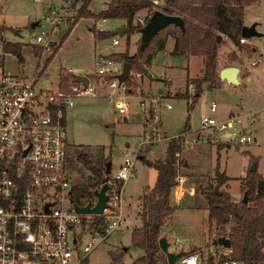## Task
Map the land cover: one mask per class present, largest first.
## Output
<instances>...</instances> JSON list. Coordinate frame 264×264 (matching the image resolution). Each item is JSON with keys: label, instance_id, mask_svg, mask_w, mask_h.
Listing matches in <instances>:
<instances>
[{"label": "rangeland", "instance_id": "1", "mask_svg": "<svg viewBox=\"0 0 264 264\" xmlns=\"http://www.w3.org/2000/svg\"><path fill=\"white\" fill-rule=\"evenodd\" d=\"M161 1L153 0L154 10L162 6ZM81 2L82 0H78V7L82 6ZM109 2L110 0H91V11L98 14L106 8ZM64 4L65 0H0V27H4L2 39L6 42H15L21 47L20 58L11 53L19 62H10L2 49L0 38V76L7 73H20L31 77L39 63L44 68L40 85L55 89L61 68L72 70L73 75L88 76L93 81L96 52L108 55L126 50L125 36L115 37L120 41L118 46L111 45L114 36L104 40H95L90 31L94 24L93 19L81 18L72 30H68V26L74 22L73 19L78 18L74 3L65 6L67 13L66 15L60 14L62 22L55 28L52 29L43 22V16L53 9L60 11ZM144 13L147 17L148 13L143 11ZM244 19L246 27L255 26L256 32L260 34L259 37L248 39V42L249 46L256 50L257 60L262 59L264 58V0H261L260 4L247 7ZM34 23H37V26L31 29V25ZM102 26L101 31L112 33L117 27L114 20H107ZM95 29L98 30L97 27ZM42 31L51 34V42L61 44L56 54L53 57L50 56L52 58L48 63L44 62L46 57L40 58L36 48L31 45L34 37ZM139 37L140 35H137L135 43L129 44L128 53L130 55L138 50ZM130 41H132V37ZM172 46L173 43L170 39L166 43L165 51L158 52L152 61L150 74L156 79L154 81L156 85L153 86L152 91L162 88L163 82L168 81L172 84V94L183 92L186 89L187 79L199 78L201 75L202 67L199 60L196 58L188 60L185 56H171L169 52L172 50ZM233 51H238V48L230 41L225 43L219 51V63L230 61ZM239 57L243 61L242 71L249 72L248 79L243 80L241 76L242 84L240 86L225 85L217 90L203 88L199 98L196 99L193 98L194 91L189 93L191 97L188 100L170 97L172 109L170 111L162 110L160 115L162 129L167 135L166 141L154 151L151 150L152 155L149 152L147 155V159L158 160L164 157L167 139L183 131L186 122L189 123L192 131H198L201 129L200 122L203 117L221 122L226 121L230 115L255 114L253 122L243 128L245 133L257 139L255 144L237 147L226 143L217 150L214 144L223 143L221 134L201 130L195 135L188 136L187 141H190L192 137L200 138V135H203L200 140L211 139L213 141L210 143L198 142L191 147L186 143L182 145L180 152L181 160L188 165L184 171L195 177L211 169L213 158L214 166L218 164L220 170L225 171L229 177L230 193L234 196L239 192V178L249 172L253 166H255L256 172L264 177V60H261L257 67L252 68L250 63L255 56L249 57L243 52L242 56L239 54ZM2 59H4L3 62ZM131 72L139 74L140 77L131 79L129 76L131 85L126 84L127 91L132 96H137L146 91L142 88L144 75L135 71ZM50 83L52 84L50 85ZM107 95V89L101 88L94 97L75 98L73 99L74 106L67 111L66 170L73 185H88L92 180V175L77 161V156L87 154L97 168L104 167L105 161L109 159L111 162L110 171L115 173L122 163L123 152L125 150L134 152L145 132L142 116L135 109L137 101L133 97L132 111L129 118L125 120L109 103ZM193 102L194 105L191 108ZM212 104L216 107L214 114L210 113ZM160 151H162L161 154ZM141 165L144 164L140 160L136 161L135 171L139 172ZM205 184L206 180H202L200 185L204 186ZM241 198L242 194L240 193L239 199ZM191 200L193 199L191 198ZM191 200L187 196L184 203L177 205L168 218L166 227L162 229V233L167 236L168 243L173 244L175 240L180 241L178 247L169 248L172 253H178L182 248L186 249L190 245L202 246L198 250L205 253L206 247L213 246V236L229 234L230 225L220 228L213 226V236H211L208 232L205 199L199 196L194 197V207L190 208L188 203ZM128 208L125 206V210ZM132 222L133 218L129 219L128 217V222L121 224L107 238L101 239L96 236V245L88 257V264H132L142 257L143 251L133 248L130 243L132 229L140 225V220H134L131 225ZM91 238L86 235L83 242H87ZM162 256L165 257L163 254Z\"/></svg>", "mask_w": 264, "mask_h": 264}, {"label": "built area", "instance_id": "2", "mask_svg": "<svg viewBox=\"0 0 264 264\" xmlns=\"http://www.w3.org/2000/svg\"><path fill=\"white\" fill-rule=\"evenodd\" d=\"M42 19L52 29L62 22L60 11L56 9L50 10ZM137 22L144 26L147 20L138 17ZM97 29L103 32L100 26ZM239 43L245 45L247 40L241 38ZM119 44L117 38L112 40V46ZM31 45L37 47L39 57L44 56L46 60L55 51L49 34L44 31L34 37ZM5 56L10 62H19L10 53ZM259 63L260 59L255 58L250 66ZM62 71L72 81L63 86L59 76L55 89L40 85L44 73L40 64L31 77L20 73L0 76V264H84L86 261L88 264V257L96 245L95 237L105 239L121 224L128 222L125 184L134 174L140 147L160 143L164 138L166 141L160 115L162 110L172 109L168 93L148 91L132 96L125 82L119 83L123 65L107 57H96L93 81L86 76V87L74 81L70 69ZM129 76L131 79L140 77L131 71ZM101 88L107 89L109 103L124 119L132 111V97L137 101L135 108L142 116L145 133L134 152H123L118 170L115 173L109 171L99 185L89 190L85 200L75 205L71 201V193L78 185L71 184L66 170V114L74 106L73 99L94 97ZM193 90L194 86L190 83L187 91L190 93ZM215 110L212 104L210 113H215ZM254 118L255 114L252 113L230 115L221 122L203 117L197 133L209 130L220 133L225 143L237 147L250 146L256 139L242 128L251 124ZM172 138L178 141L180 147L184 143L191 147L203 135L200 138L192 137L190 141H187L184 133ZM180 168L181 165L177 163L176 188L183 182ZM103 186H106L104 195L107 201L102 214L77 213L75 207L92 209L96 206V194ZM99 227H104L103 235L98 234ZM86 235L92 238L83 242ZM160 237L167 238L162 232ZM179 242L168 243V251L170 247H178ZM261 244L264 247V237ZM231 253L230 248L209 245L205 253L200 250L186 253L174 264H243L233 260Z\"/></svg>", "mask_w": 264, "mask_h": 264}, {"label": "trees", "instance_id": "3", "mask_svg": "<svg viewBox=\"0 0 264 264\" xmlns=\"http://www.w3.org/2000/svg\"><path fill=\"white\" fill-rule=\"evenodd\" d=\"M90 0H83L78 10V18H90L99 20H123L125 21L124 36L126 37V50L122 53H113L107 56L122 65L128 64L131 71L147 75V69L154 55L165 48L166 39L171 36L175 40L171 56H201L204 60L203 75L189 81L183 94H177V99L188 100L187 88L191 83L194 86L193 98H199L204 86L210 89H220L222 83L218 77L217 57L220 46L224 40H229L238 50L251 57L256 50L249 45L239 43L241 29L244 26V11L246 7L256 5L259 0H164L160 8L154 10L152 0H110L107 7L93 14L88 10ZM140 11L148 13L146 20L155 12L160 11L170 16H178L183 20L184 30L170 25L154 36L148 46L138 50L133 55L128 53L130 37L139 34L143 27L137 22V14ZM4 27H0V38ZM68 30H71L69 26ZM95 40H104L114 36V32H99L94 27L90 29ZM140 41V40H139ZM61 44L56 45L54 54L60 49ZM140 46V44H139ZM4 53H12L20 58V45L10 42H2ZM50 57L48 59L51 60ZM231 62L238 59L235 54L230 56ZM47 61V63H48ZM61 84L70 83L72 79L60 72ZM129 77L125 84L131 85ZM194 105V102L191 105ZM189 130L186 122L184 131ZM180 141V140H179ZM221 145H217V150ZM181 147L178 141L170 139L167 144L166 156L163 161L151 162L139 157L145 166L157 171V178L153 188L141 197L142 211L140 215L141 225L132 229L130 243L135 249L143 251V256L132 264H166L165 257L159 249L158 239L166 221L172 215L174 207L170 205L172 190L176 187V164H185L179 160L178 154ZM77 161L92 175L91 183L76 186L71 193V201L79 205L89 194V190L99 185L110 170L111 162L105 161L104 167H96L87 154L76 157ZM229 178L216 164L211 177H207L204 186L195 189V196L205 199L207 204V222L209 234L213 235V226L220 228L230 225L229 234L215 235V239L225 237L230 242L231 258L243 264H264V251L261 239L264 237V177L256 171L240 179L241 194L248 193L247 202L242 198L236 200L228 193L226 183ZM224 187V189H222ZM99 223L100 220L97 219ZM101 224V223H100ZM100 235L104 234V227L97 228ZM198 249H192L196 252ZM87 264V261L84 263Z\"/></svg>", "mask_w": 264, "mask_h": 264}, {"label": "crops", "instance_id": "4", "mask_svg": "<svg viewBox=\"0 0 264 264\" xmlns=\"http://www.w3.org/2000/svg\"><path fill=\"white\" fill-rule=\"evenodd\" d=\"M163 1L164 0H162L161 2V4H163ZM152 2H153V0H152ZM260 2H261V0H259V4H260ZM72 3H74L75 4V9H77V13H78V10H79V8L81 7V6H77V3H78V0H72V1H67V0H65V4L61 7V9H60V14L62 15V13L64 14V15H66V9H65V6L66 5H68V4H72ZM81 4H83V0H82V2H81ZM80 4V5H81ZM109 4V3H108ZM107 4V5H108ZM90 5H91V0H90V3H89V6H88V10L91 12V13H93L92 11H91V8H90ZM107 7V6H106ZM247 8V7H246ZM245 8V9H246ZM74 9V10H75ZM73 13V12H72ZM72 13H70V14H72ZM94 14V13H93ZM139 15H137L136 17L138 18H145L146 17V13H144L143 14V11H140L139 13H138ZM74 15V14H73ZM70 16V15H69ZM63 18V17H62ZM244 18H245V11H244ZM81 18H74L73 19V24L71 25V30L76 26V24H77V22L80 20ZM93 22H94V24L92 25V27H94V28H96L97 26H100L101 28L103 27L102 26V24L103 23H105V22H107V20H102V22H98V21H94L93 20ZM114 22L116 23V28H115V32H117V34L114 32V37L112 38V40L113 39H115V37L116 36H120V33L123 31V33H124V27H125V21H123V20H114ZM68 26V25H67ZM244 26H246V24H245V19H244ZM91 27V28H92ZM68 28H69V26H68ZM256 30V29H255ZM137 35L139 36L140 34H134V35H132L131 37H132V41H130L129 43H135V39H136V37H137ZM50 36H51V34L49 35V41H50ZM120 37H124V34L122 35V36H120ZM130 37V38H131ZM121 39V38H120ZM171 39V41H172V43H173V46H172V50H173V48H174V45H175V40H174V38L173 37H171V36H168L167 37V39H166V43H168V41ZM112 40H111V45H112ZM140 40V37H139V39H138V41ZM247 40V39H246ZM4 40L2 39V36H1V43L3 42ZM4 42H6V41H4ZM120 42V41H119ZM227 42H229L228 40H224V42H223V44L220 46V48H219V51H220V49H221V47L222 46H224V44L225 43H227ZM10 43H15V42H10ZM32 43H34V40H33V42ZM50 43H52L54 46H56V45H59V44H57V43H53V42H51L50 41ZM166 43H165V48H166ZM245 45H249V42H248V40H247V44H245ZM165 48H164V50L163 51H165ZM172 50L169 52V54L171 55V52H172ZM36 51H38V49H37V47H36ZM129 51V50H128ZM163 51H161V52H163ZM219 51H218V57H217V68H218V74H219V72L222 70V69H224V68H227V67H237L239 70H240V72H239V74L237 75V79H238V81H239V84H238V86H240L241 84H242V81H241V76H242V78H243V80H246V79H248V77H249V72H247V70L246 71H242V65H243V61L241 60V59H239L240 57H239V54L242 56V53H243V51H240V50H238V51H233V53H231V54H235V56L237 57V61L236 62H231V61H225L224 63H222V64H220L219 63ZM124 52V51H123ZM38 53V52H37ZM120 53H122V52H120ZM108 55H110V54H108ZM108 55H103L101 52H96L95 53V55H94V57L96 58L97 56H100V57H102V58H106ZM256 55H257V52L256 53H254L253 54V56H255V58H257L256 57ZM155 56L156 55H154L153 56V58H152V60H151V62H150V67L147 69V75H145L144 77H143V89H145L146 91H144V92H148V91H152V88H153V86L154 85H156V83L154 82V81H156V79H154L153 78V76H152V74H150V69H151V67H152V61H153V59L155 58ZM181 57V56H180ZM182 57H184V56H182ZM185 57H187V59L189 60L190 58H196V59H198L199 60V62H200V66L202 67V69H201V75H200V77L203 75V71H204V60H203V58L201 57V56H185ZM255 58H252V60L253 59H255ZM251 60V61H252ZM261 60H264V58H262V59H260V61ZM48 61V59L46 60V58H45V61L44 62H47ZM38 65H39V63H38ZM45 65V64H44ZM259 64H257L256 66H254V67H257ZM251 67V66H250ZM253 68V67H252ZM64 69H66V68H61V70L59 71V76H60V72L62 71V70H64ZM72 71V70H71ZM73 75V74H72ZM73 76H75V75H73ZM68 77V76H67ZM194 79H197V78H191V79H187V83H189V81H191V80H194ZM159 81H162V80H159ZM221 81V80H220ZM221 83H222V87L223 86H225V85H229V84H227L225 81H221ZM186 86H187V84H186ZM229 86H232V85H229ZM234 86V85H233ZM171 87H172V84H171V82H166V81H164L163 82V84H162V88H158L157 90H155V92L156 91H160V92H165V93H168L169 94V96L172 98V97H174V98H176L175 97V95H177V94H183L185 91H183V92H177V93H173L172 94V91H171ZM203 88H206L207 90H211L208 86H204ZM186 90V89H185ZM194 91V90H193ZM136 109V108H135ZM215 112H216V110H215ZM214 114V113H213ZM129 118V117H128ZM127 118V119H128ZM66 119H67V114H66ZM127 119H125V120H127ZM143 120V119H142ZM67 125V124H66ZM161 126H162V124H161ZM244 128V127H243ZM242 128V129H243ZM199 131V130H198ZM244 131V130H243ZM163 132H164V130H163ZM145 133V132H144ZM144 133H143V135H144ZM181 133H184L185 134V138L187 139L188 138V136H190V135H195L196 133H197V131H192L191 129H190V126H189V130H187V131H181L179 134H181ZM178 135V134H177ZM167 135H166V133L164 132V137H166ZM175 136V135H174ZM143 136H141V138H142ZM165 139V138H164ZM162 140L160 143H156V144H154V145H143V146H141L140 147V149H141V151H140V157H143V158H145L146 160H149V161H151V162H155V161H163L164 160V158H165V156H166V149H167V144H168V141H167V144H166V146L164 147V151H165V156L164 157H162V158H160V159H147V155H149V153L151 154V150L152 151H154L160 144H162L163 142H165V140ZM256 141H257V139H256ZM199 142H209L210 143V141H208V140H206V141H204V140H200ZM256 143V142H255ZM254 143V144H255ZM184 144H186V143H184ZM224 144H226L225 142H223V143H215L214 144V146H216V148H217V145H221V147H222V145H224ZM189 145V144H188ZM221 149V148H220ZM163 150V149H162ZM181 150H182V146H181ZM149 152V153H148ZM161 152L162 151H160V154H161ZM181 152V151H180ZM152 155V154H151ZM212 155V154H211ZM146 156V157H145ZM178 157H179V160H181L182 159V154H178ZM183 161V160H182ZM181 165V164H180ZM142 167H140V169H139V172H137V171H134V174H133V176L131 177V179L128 181V182H126V184H125V193H126V195H125V197H126V206L127 207H129L128 209H126V213H127V215H128V217H129V219L132 217L133 218V222L131 223V225H133V223H134V220H136V219H139L140 220V216H139V214H141V211H142V203H141V197L143 196V195H146V194H148L149 192H150V190L153 188V186H154V184H155V182H156V178H157V171L155 170V169H153V168H149V167H147V166H145V165H141ZM188 167V165H187V163L185 162V164H183V165H181V168H180V175H182V177H183V182H182V184L180 185V186H178L177 188L175 187L173 190H172V192H171V197H170V205L172 206V207H174V208H176L177 207V205H179L180 203H184V201H185V199H186V197L188 196L189 198H190V200H191V198L193 199V200H191L189 203H188V207H190V208H192V207H194V197L196 198V196H195V189H196V187H198V186H200V184L202 183V180H206V182H207V177H211L212 176V173H213V168H214V161H213V158H212V163H211V169H209V170H207V171H205L204 173H202L200 176H198V177H195V176H193L192 174L190 175V173L189 172H186V171H184V168H187ZM110 171V170H109ZM222 172H224L225 173V171H222ZM250 172V171H249ZM248 173V172H247ZM247 173L245 174V175H243L242 177H240L239 178V180L240 179H242V178H244L246 175H247ZM226 174V173H225ZM227 176V175H226ZM261 176V175H260ZM263 177V176H262ZM229 178V177H228ZM226 185L228 186V193L231 195V197L232 198H234V199H236V200H238L239 199V196H240V193H241V184H240V188H239V192H238V194L236 195V196H234V195H232L231 193H230V185H229V181L226 183ZM222 189H224V187L222 188ZM179 192V193H178ZM195 206H196V203H195ZM168 221V220H167ZM167 221H166V223H167ZM140 225H141V221H140ZM140 225L138 226V227H140ZM166 227V226H165ZM164 227V228H165ZM213 236V235H212ZM213 240H215V238L213 239ZM202 246H195V245H190L189 247H187L186 249L185 248H182L181 250H180V252H184L185 254L186 253H190L191 252V250L192 249H198V248H201ZM179 253V252H178Z\"/></svg>", "mask_w": 264, "mask_h": 264}, {"label": "water", "instance_id": "5", "mask_svg": "<svg viewBox=\"0 0 264 264\" xmlns=\"http://www.w3.org/2000/svg\"><path fill=\"white\" fill-rule=\"evenodd\" d=\"M174 25L179 27L180 29L184 30V23L183 20L178 16H170L163 14L160 11H155L147 20L146 24L140 29V50L145 49L148 44L150 43L151 39L156 36L161 30L165 29L166 27ZM37 26V23L31 25V29H34ZM117 34V32H115ZM124 33L123 31L120 33L122 36ZM260 34L256 32L255 26L246 27L243 26L241 29V37L244 39H252L254 37H259ZM130 71V66L128 64L123 65V72L119 77V83H124L128 77ZM240 70L237 67H227L222 69L219 72V79L221 81H225L229 85L237 86L239 81L237 79V75L239 74ZM74 81L78 83H83L86 87L88 85V78L84 75H75ZM256 171L255 166L250 169V172L253 173ZM109 173V169H107L106 174ZM106 191V186H103L101 191L98 192L97 195V204L94 208L90 209L89 207L79 208L75 207L77 213L81 214H102L103 210L106 208V201L107 197L104 195ZM248 193L245 192L242 196V202H247ZM158 245L161 253L165 256L167 264H174L178 261L182 256L185 255L184 252L179 253H172L168 251V242L166 237H160L158 239ZM213 245H219L224 248H230V242L225 237H219L213 241Z\"/></svg>", "mask_w": 264, "mask_h": 264}]
</instances>
